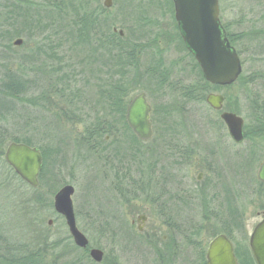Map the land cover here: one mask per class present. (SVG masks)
<instances>
[{
	"label": "rangeland",
	"instance_id": "rangeland-1",
	"mask_svg": "<svg viewBox=\"0 0 264 264\" xmlns=\"http://www.w3.org/2000/svg\"><path fill=\"white\" fill-rule=\"evenodd\" d=\"M170 1L111 0L110 7H105V0H73L74 5L96 14L99 20H107L113 33L119 35L121 31L120 38L127 36L142 51L134 69L138 72L125 77L120 85L122 92L107 93L106 88L114 91L119 86L100 82L103 75L91 76L88 85L79 80L83 77H73L76 82L71 86L81 90L79 95L88 97L87 103L92 106L81 117L88 119L86 114L91 116L95 112L96 101L107 107L106 102H111L108 97H115L114 102L120 98V103L126 106L135 95L145 94L150 106L152 136L143 144L139 141L133 150L142 155L140 158L135 154L138 164L136 161L129 164L127 174L140 185L131 170L134 173L138 165H147L150 169L154 164L151 153L155 145L162 144L163 138L165 143L172 138V143L163 144V151L156 156V180L147 177L140 186V194V187L135 188V182H131L128 193L123 195L121 186L116 184L121 176L119 165L113 163L117 171L110 170L102 157L83 147L78 135L82 127L71 120L65 123L58 117L60 109L65 107L64 95L47 94L46 109L27 106L24 111L31 123L29 129L21 130L22 120L16 117L8 116L6 123L1 124L5 131L0 137V264H30V258L40 249L42 264H70L74 259L80 264L93 262L88 254L67 246L70 251L64 246L75 245L63 219L53 210V197L65 185L74 189L72 204L78 230L87 238L90 248L103 253L99 264H205L203 251L213 237L222 234V224L228 220L220 215L215 202L220 170L226 174L222 181L237 191L236 208L242 219V230L231 234L234 248L244 256L246 251L250 253L249 236L264 216V188L257 181V172L264 160V136L252 134L263 125L260 119L256 120V104L257 98L264 101V0H219V19L231 36L230 46L239 53L242 72L232 85L216 86L204 93L201 73L180 39ZM17 39L22 41L18 47L13 45ZM46 39L55 43L59 40L15 37L7 45L2 39L0 54L8 46L15 57L9 61V68L21 75L20 66L25 67V63L18 57L29 56ZM49 47L45 43L41 49L48 52ZM55 57L57 60L46 61L47 64L54 67L61 64L67 71L69 65L76 64L75 72L79 70L66 46L57 49ZM35 64L39 66L40 61ZM24 73L23 78L28 80L41 77L39 73ZM41 79L44 87L31 89L26 99L36 97L41 90L47 93L52 90L46 79L45 82ZM51 87H57L56 91L60 88ZM182 88L193 90L189 95L193 96L192 100L181 97ZM102 90L105 96L101 95ZM129 91L133 93L127 95ZM209 93L223 96V109L244 119L248 134L240 145L230 140L220 123V113L204 101ZM17 107V113L21 114ZM123 114L114 112L109 119L115 121L116 128L125 136L129 132L125 128L126 112ZM164 123L172 128L170 136L164 137L163 133L169 131ZM28 139L33 146L43 148L47 156L46 162L42 159L44 171L37 188L23 182L4 160L6 147L12 140ZM122 146L121 154H128L125 150L128 144L125 142ZM49 149L56 153L54 162L50 161ZM215 162L219 163L217 169L213 167ZM225 164L228 166L222 168ZM200 173L203 176L197 181ZM190 189L195 193L188 197L186 193ZM185 199L187 203L178 206ZM140 216L147 218L144 225L136 222ZM51 243L59 247L50 250Z\"/></svg>",
	"mask_w": 264,
	"mask_h": 264
},
{
	"label": "trees",
	"instance_id": "trees-1",
	"mask_svg": "<svg viewBox=\"0 0 264 264\" xmlns=\"http://www.w3.org/2000/svg\"><path fill=\"white\" fill-rule=\"evenodd\" d=\"M74 4L73 0H2L0 3V40L4 39L7 45H9L15 37H27L28 39L36 37H53V39H59L56 43L47 41V39L40 41L38 43L39 48L33 51L29 56L18 57L19 60H22L25 63V67L20 66L22 70L21 75H18L9 68V61L15 57L10 54V49L7 48L8 46H5L0 54V137L4 135L5 131V128L1 124L6 123L4 121L8 116H10V118L16 117L17 119L22 120L21 125L19 126L21 130L26 128L29 129L31 123L28 118H25L27 114L24 112L27 106L44 110L47 108H44V106L49 100V98L47 100V94L49 96L55 94L57 97L64 95L65 107L60 109V115H58V117H62L66 121L65 123H70L69 120H71L73 121L72 123L79 124L82 127V130L78 135L83 147L88 148L95 155H98V158L99 156L100 158L102 157L105 165L110 167V170L116 172L117 170H115L114 164H118L120 168V166L123 165V162L129 165L136 161L138 164L139 160L138 158H135V154L138 153L133 151L138 145L139 140L126 124L125 128L129 133L124 136L122 134L123 132H120V128H116L115 121L109 119L110 115H114V112L118 111L120 114H123V112L125 113L127 105H122L120 103V98H117V101L119 102H114L113 100L115 97H108L111 102H106L109 103L107 107H103L102 104L96 101V103L93 104L96 108L95 112L91 114V116L86 114L85 117L88 119L82 118L81 115L84 114L85 110L92 106L87 103L88 97L79 95L81 90H77L71 85L76 82L73 78L75 76H79V78L83 77L79 80L88 85L91 76L94 78V76L101 77L103 75V81L101 80L100 82L105 85L118 84L117 86H119L114 89V91L106 88L107 93H115V90L122 92L120 85L122 82H125V77L131 75L132 72H138L134 71V69L138 63L136 60L137 56L141 54L142 51L137 48L127 36L123 39L120 38L119 35L113 33L111 29H109L110 24L107 20H99L98 16H95L96 14H90V12H87L81 6ZM224 29L227 31L226 28ZM227 38L230 44H233L231 36L227 34ZM45 43H49L50 45L48 52H44V50L41 49V46L45 45ZM62 46H66L67 52L74 56L73 60L79 66L77 72H75L76 64L69 65L68 71L61 68V64H59V67L47 64L46 61L54 62L57 60L55 57V51ZM80 56L82 57L78 58ZM42 57L46 60L41 61L40 58ZM39 61L40 64L38 66L35 63ZM59 61H61V58ZM194 63V66L200 71L195 60ZM24 71H27L28 73H39L41 77L37 76L34 80L25 79L23 78L24 75H26ZM115 77L118 78L113 79ZM41 78H43L44 82L46 79L49 89L52 88V90H49L48 93L45 90H41L36 97L30 100L26 99L25 97L30 93L31 89H38L41 86L44 87ZM200 84L202 85L203 93L211 91L212 88H216V86L207 83L202 75H200ZM51 86H60V88L58 87L59 89L56 91L57 87ZM82 90L84 91V89ZM182 90L181 97L185 101H188L189 98L192 100L193 96L189 97V95L192 94L193 90L189 91L186 88H182ZM130 92L131 91H129L127 95L133 93ZM103 93L106 94L104 90H102L101 95L105 96ZM103 99L104 101L106 100L105 97H103ZM17 106L20 107L21 114L17 113L19 109ZM256 106L258 112L256 113V120L258 121L260 119L263 125H261V130H256V132L253 131L252 134L264 136V101H259L257 98ZM220 123L224 126L221 120ZM164 125L166 131L172 129L167 123H164ZM31 130L34 129L32 128ZM247 134L248 133L246 132V135ZM106 137L110 139L107 141ZM12 142L35 147L32 145L30 139L21 141L12 140ZM125 142L128 144V148L126 147L125 149L128 151V154L126 153V159L124 161L121 152L124 149L122 144ZM35 148L41 152L42 159L46 162L47 156L45 157L44 150H41L43 148ZM48 155L50 156V161L54 162L56 157L54 150L52 151L49 149ZM138 156L141 158L140 154H138ZM43 171L42 168V171L38 176L39 180L42 178ZM120 180L121 177L119 176L118 179H116V184L119 187L121 185ZM128 180H130V182H135L129 177ZM136 184L137 183L135 182V185ZM258 185L261 189L264 188V184L259 182ZM139 187L140 185L135 186V188ZM47 203L45 202V204ZM238 214L233 216L232 219L226 220L221 227L222 233L231 240V234L235 231L242 230V219ZM230 222L235 226L234 229L230 227ZM64 246H66L68 250L70 249L67 246L71 247L72 250L77 251L76 247L72 246L71 243L65 244ZM49 247L50 250H54L59 247V245L57 243H51ZM40 252L41 249L30 258V260H32L30 264L43 263V260L40 257ZM204 255L205 251H203V261ZM235 255L238 264H255L251 253L248 251L245 252L244 256L235 248ZM79 258L81 259V256ZM89 259L87 258L88 262ZM54 262H56V259H54ZM78 263L80 264L81 262L74 259L73 263L70 264ZM90 264H93V262H90Z\"/></svg>",
	"mask_w": 264,
	"mask_h": 264
},
{
	"label": "water",
	"instance_id": "water-1",
	"mask_svg": "<svg viewBox=\"0 0 264 264\" xmlns=\"http://www.w3.org/2000/svg\"><path fill=\"white\" fill-rule=\"evenodd\" d=\"M111 0H105L110 7ZM179 35L186 50L198 64L203 79L213 86H230L237 81L242 72V64L235 49L230 46L225 30L219 19L218 0H171ZM115 32V29H114ZM119 35L123 33L119 31ZM17 39L14 46H20ZM207 105L214 111H222L224 98L218 94H208ZM150 106L143 93L134 96L126 110V123L133 134L142 141L151 137L149 121ZM226 126L230 138L237 144L244 140V122L240 116L228 111L219 115ZM5 162L18 177L32 188L38 187V175L42 170V157L37 148L25 144L9 143L4 154ZM258 181L264 183V162L257 172ZM71 185L60 188L53 197L54 212L64 219L73 244L80 249L88 247L87 238L78 230L75 222ZM140 219H144L143 216ZM249 249L255 264H264V216L254 226L249 236ZM90 259L99 264L103 253L90 249ZM205 264H238L232 242L224 235L215 236L205 252Z\"/></svg>",
	"mask_w": 264,
	"mask_h": 264
},
{
	"label": "flooded vegetation",
	"instance_id": "flooded-vegetation-1",
	"mask_svg": "<svg viewBox=\"0 0 264 264\" xmlns=\"http://www.w3.org/2000/svg\"><path fill=\"white\" fill-rule=\"evenodd\" d=\"M208 95V94H207ZM207 95L205 96V99L204 100H206V97H207ZM206 102V101H205ZM223 109V108H222ZM222 111H225L224 109L222 110ZM222 111H217L218 113H221ZM230 112V111H229ZM233 113V112H232ZM236 114V113H235ZM237 115V114H236ZM237 116H239V115H237ZM242 118V117H241ZM243 119V118H242ZM221 120V119H220ZM222 122V121H221ZM243 122H244V119H243ZM151 123V122H150ZM223 123V122H222ZM224 125V124H223ZM225 127V126H224ZM225 129H226V127H225ZM227 131V130H226ZM243 132H244V139L246 138L245 136H246V132H245V122H244V126H243ZM164 134V137H167V136H170L171 135V131H167V133H163ZM227 134H228V132H227ZM151 136H152V126H151ZM228 136H229V134H228ZM151 138V137H150ZM149 138V139H150ZM229 138H230V136H229ZM149 139L148 140H146V141H140L141 142V144H143V142H148L149 141ZM163 141V143L161 144H156L155 145V147L153 148V150H152V157L154 158V164H152L151 165V168L149 169V166H147V165H138L137 167H136V171L134 172V173H132V170H131V174H134L139 180H140V186H142V185H144V180L148 177V178H151L150 180L152 181V180H156V172H158V170H156L155 169V161H156V156H158V155H160V152L161 151H163V144L164 145H168L169 143H172L170 140H172V138H169V139H167V140H169L168 142L166 141V143L164 142L165 140H166V138H163L162 139ZM230 140L233 142V143H235L231 138H230ZM244 141V140H243ZM236 145H240V144H237V143H235ZM174 150V149H173ZM178 154V153H177ZM142 155V154H141ZM124 157V158H123ZM122 158H123V160L125 161V159H126V153L125 154H122ZM185 160V159H184ZM263 162H264V160H263ZM262 162V163H263ZM172 163V162H171ZM261 163V164H262ZM123 165H121L120 166V171H121V193H123V195H126L128 192H127V187H128V184L129 183H131L130 182V180H128V164H126L125 162H123L122 163ZM184 164H187V163H184ZM175 164H173V165H171V167L172 166H174ZM134 166V165H133ZM218 166H219V163H216L215 162V164H213V167H214V169H217L218 168ZM225 166V167H224ZM222 168H226L228 165H224ZM135 167V166H134ZM227 173H228V171H227ZM226 174L225 173H222V171L220 170V186H219V184H217L218 186H219V189H218V191L219 192H216V200H215V202H216V205H217V208H218V210H219V212H220V215H222V216H224V217H226V218H228V220L229 219H232V217L233 216H236L237 214H238V210H237V208H236V201H237V191H236V189H235V187L234 186H232L231 184H228V183H224L223 181H222V179L224 178V176H225ZM202 173H200V174H198V176H197V181H200L201 180V178H202ZM257 181H258V179H257ZM261 183V182H260ZM262 184H264V183H262ZM216 185V184H215ZM231 185V186H230ZM200 188V187H199ZM211 188H214L213 186H211ZM197 190V193H200L199 192V190L198 189H196ZM202 190H203V188H202ZM142 191V188L140 187V191H139V194H140V192ZM192 193H195V191H192L191 189L188 191V194L186 193V195L188 196V197H191V194ZM185 195V194H184ZM186 195H185V198H186ZM155 196V195H154ZM174 199V201L173 202H175L176 200H175V198H173ZM184 202H186L187 203V199H185V201H181L180 203H179V205L178 206H184ZM177 206V207H178ZM179 208V207H178ZM181 211H183V210H181ZM184 212V211H183ZM141 217V216H140ZM140 217H138L137 218V220H136V222L138 223V224H142V225H144L145 224V222H146V220H147V218L145 217V216H143L144 217V219H140ZM230 227H232V229H234V225L232 224V222H230ZM138 229L139 230H141V228L140 227H138ZM77 249V251H79V252H81V253H83V254H88L89 255V251H90V249H89V245H88V247L86 248V249H79V248H76Z\"/></svg>",
	"mask_w": 264,
	"mask_h": 264
}]
</instances>
